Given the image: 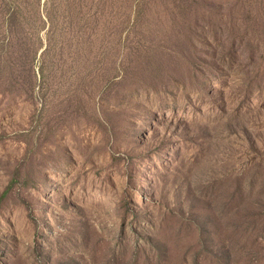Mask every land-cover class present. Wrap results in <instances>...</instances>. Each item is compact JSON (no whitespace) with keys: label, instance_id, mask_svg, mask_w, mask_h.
I'll use <instances>...</instances> for the list:
<instances>
[{"label":"rangeland","instance_id":"1","mask_svg":"<svg viewBox=\"0 0 264 264\" xmlns=\"http://www.w3.org/2000/svg\"><path fill=\"white\" fill-rule=\"evenodd\" d=\"M0 264H264V0H0Z\"/></svg>","mask_w":264,"mask_h":264}]
</instances>
